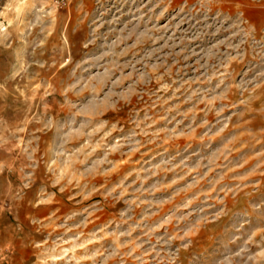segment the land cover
Masks as SVG:
<instances>
[{
    "label": "rangeland",
    "instance_id": "374dc122",
    "mask_svg": "<svg viewBox=\"0 0 264 264\" xmlns=\"http://www.w3.org/2000/svg\"><path fill=\"white\" fill-rule=\"evenodd\" d=\"M0 264H264V0H0Z\"/></svg>",
    "mask_w": 264,
    "mask_h": 264
}]
</instances>
